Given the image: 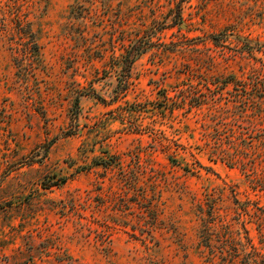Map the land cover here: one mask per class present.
Wrapping results in <instances>:
<instances>
[{
    "label": "rangeland",
    "instance_id": "374dc122",
    "mask_svg": "<svg viewBox=\"0 0 264 264\" xmlns=\"http://www.w3.org/2000/svg\"><path fill=\"white\" fill-rule=\"evenodd\" d=\"M262 117L264 0H0V264H264Z\"/></svg>",
    "mask_w": 264,
    "mask_h": 264
},
{
    "label": "trees",
    "instance_id": "16d2710c",
    "mask_svg": "<svg viewBox=\"0 0 264 264\" xmlns=\"http://www.w3.org/2000/svg\"><path fill=\"white\" fill-rule=\"evenodd\" d=\"M33 45H34V50L39 55V50H40L39 43L35 40V43ZM235 78H236L235 75H229L226 77V79H224V83L227 85L234 84V83L239 81L238 79H235ZM230 102L232 103L234 108L242 107V111H244L245 113L249 109H251L254 106V104L256 103V101L254 99H252V97H250L249 94H247V96L244 98L239 97V95H235V96H233V98H230ZM263 118L264 117H262V119L260 120L261 122H264ZM231 130H233V129H231ZM240 152H241V149H239L238 147L234 148V150L231 151L228 147L220 145L218 148H214V149L210 150V153H211L210 158L214 161L215 160H222V161L229 162V164H234V163H236V162L238 163L240 161V159H241V157L239 155ZM116 160H117L116 161L117 164L121 163L120 159H116ZM211 206L214 208V205H211ZM205 233L207 234L206 237H208L210 232L207 229L205 231ZM205 242H206L205 246L209 247L213 251L212 244H210L211 239H206ZM222 248H223V246L221 247V249ZM222 250L224 251V249H222ZM221 260L225 261L226 258L222 257ZM223 264H226V263H223Z\"/></svg>",
    "mask_w": 264,
    "mask_h": 264
}]
</instances>
